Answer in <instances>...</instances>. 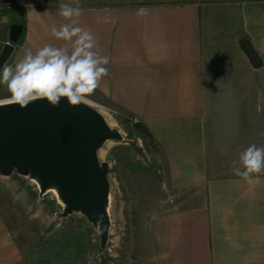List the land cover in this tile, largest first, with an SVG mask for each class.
Instances as JSON below:
<instances>
[{
	"label": "crops",
	"instance_id": "0c3cea01",
	"mask_svg": "<svg viewBox=\"0 0 264 264\" xmlns=\"http://www.w3.org/2000/svg\"><path fill=\"white\" fill-rule=\"evenodd\" d=\"M0 3L10 5L0 39L11 25L22 26L4 66L14 67L29 49L65 43L49 33L70 23L59 5L75 7L76 0ZM78 3L76 26L91 31L95 50L110 58L108 75L85 100L142 125L163 170L164 178H150L145 236L128 264H264V173L248 184L233 171L241 151L264 146L257 125L264 123L257 94L264 92V0ZM140 8L147 14L138 16ZM242 40L256 52L257 67ZM111 258L108 264H125ZM22 259L0 213V264Z\"/></svg>",
	"mask_w": 264,
	"mask_h": 264
},
{
	"label": "rangeland",
	"instance_id": "374dc122",
	"mask_svg": "<svg viewBox=\"0 0 264 264\" xmlns=\"http://www.w3.org/2000/svg\"><path fill=\"white\" fill-rule=\"evenodd\" d=\"M257 94L259 101H264V92L259 90ZM7 100L10 93L0 84V102ZM84 101L96 105L108 125L123 136V141H106L97 152L99 160L109 165L111 226L107 248L100 250L97 232L82 215L59 217L62 207L56 205L52 192L39 197L32 179L15 173L0 175V213L22 251L21 264H104L105 257L109 260L111 256L128 264L129 255L138 254V240L145 236L143 212L147 196L153 193L149 181L164 178L157 154L151 150V139L134 127L139 123L127 114ZM257 125L259 131L264 130V123L258 121ZM66 240L76 245L61 247L59 243Z\"/></svg>",
	"mask_w": 264,
	"mask_h": 264
},
{
	"label": "water",
	"instance_id": "95a60500",
	"mask_svg": "<svg viewBox=\"0 0 264 264\" xmlns=\"http://www.w3.org/2000/svg\"><path fill=\"white\" fill-rule=\"evenodd\" d=\"M21 32V25L9 27V43L0 52V69ZM240 46L257 67L260 62L249 41L242 40ZM110 140L123 141V136L86 101L70 106L61 99L59 106L52 107L46 99H38L24 108L0 103V175L15 173L32 179L39 197L56 190L62 207L59 217L82 215L97 232L103 252L111 226L109 165L99 160L97 152Z\"/></svg>",
	"mask_w": 264,
	"mask_h": 264
},
{
	"label": "clouds",
	"instance_id": "9594fccd",
	"mask_svg": "<svg viewBox=\"0 0 264 264\" xmlns=\"http://www.w3.org/2000/svg\"><path fill=\"white\" fill-rule=\"evenodd\" d=\"M138 16L147 14L140 8ZM59 15L69 20L59 28L53 26L49 35L65 42L62 46L46 44L35 53L27 50L14 67L5 65L0 72V84L10 93V101L21 108L38 99H46L52 107L66 99L77 106L92 95L108 75L109 57L96 51L97 41L91 31L77 25L81 9L61 3ZM109 20L104 18L105 23ZM234 174L246 183L253 184L254 174L264 173V146L252 144L239 153L233 161Z\"/></svg>",
	"mask_w": 264,
	"mask_h": 264
},
{
	"label": "built area",
	"instance_id": "2783aa9c",
	"mask_svg": "<svg viewBox=\"0 0 264 264\" xmlns=\"http://www.w3.org/2000/svg\"><path fill=\"white\" fill-rule=\"evenodd\" d=\"M10 9V5L7 3H0V30L6 23L5 12ZM9 34V33H8ZM9 43V37L7 39H0V48H3L5 44Z\"/></svg>",
	"mask_w": 264,
	"mask_h": 264
},
{
	"label": "trees",
	"instance_id": "16d2710c",
	"mask_svg": "<svg viewBox=\"0 0 264 264\" xmlns=\"http://www.w3.org/2000/svg\"><path fill=\"white\" fill-rule=\"evenodd\" d=\"M134 127H135L138 131L142 132L143 135H147V136H149V135H148V132L145 130V128H144L142 125H140V124H135ZM66 236H67V235H64V237H66ZM81 238H82V239L84 238L83 235L81 236ZM80 241H82V240H80ZM78 242H79V240H78ZM59 244H61V247H63V248H68L69 246H74V245H76V244L74 243V241H71V240L62 241V242L59 243ZM78 247H79V245L76 247V249H78ZM81 248H83V247H81ZM83 249H85V248H83ZM107 261H108V259H107Z\"/></svg>",
	"mask_w": 264,
	"mask_h": 264
},
{
	"label": "bare ground",
	"instance_id": "6f19581e",
	"mask_svg": "<svg viewBox=\"0 0 264 264\" xmlns=\"http://www.w3.org/2000/svg\"><path fill=\"white\" fill-rule=\"evenodd\" d=\"M5 102H11L10 100H7V101H2V102H0V103H5ZM94 106H96V105H94ZM97 107V106H96ZM99 108V107H98ZM103 110V109H102ZM35 183V182H34ZM35 185L37 186V184L35 183ZM48 192H52L53 193V195H52V198L55 200V202H56V205L57 206H60L59 205V203L57 202V200H56V194L58 195V193H57V191L56 190H48L47 191V193L46 194H44V196L45 195H47L48 194ZM56 193V194H55ZM59 196V195H58Z\"/></svg>",
	"mask_w": 264,
	"mask_h": 264
}]
</instances>
